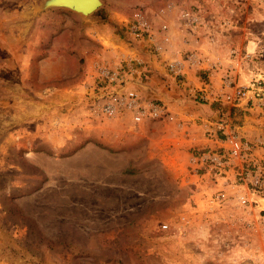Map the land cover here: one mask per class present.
<instances>
[{"label": "rangeland", "instance_id": "rangeland-1", "mask_svg": "<svg viewBox=\"0 0 264 264\" xmlns=\"http://www.w3.org/2000/svg\"><path fill=\"white\" fill-rule=\"evenodd\" d=\"M46 1L0 0V264H264V228L202 207L173 125L88 100L124 22L180 31L193 0Z\"/></svg>", "mask_w": 264, "mask_h": 264}, {"label": "built area", "instance_id": "built-area-1", "mask_svg": "<svg viewBox=\"0 0 264 264\" xmlns=\"http://www.w3.org/2000/svg\"><path fill=\"white\" fill-rule=\"evenodd\" d=\"M202 13L201 7H191L181 13L178 22L180 26H191L200 22ZM170 27L163 23L155 28L142 14L121 25L133 46L141 45L144 52L160 62L177 83L184 84L186 71L183 63L167 53ZM181 59L198 62L192 52H185ZM154 73L150 59L125 52L95 60L88 74L91 79L88 100L92 109L108 119L126 116L135 125L163 119L168 113L166 104L145 93ZM203 80L209 83L207 78ZM227 84L233 86L230 82ZM232 88L222 94L213 93L215 101L241 107L264 121V76ZM228 116L222 115L206 124V136L214 144L191 149L187 176L194 194H201L197 199L208 213L237 209L249 223L264 228V128L259 140L250 139L241 134L237 122ZM168 226L163 224L164 228Z\"/></svg>", "mask_w": 264, "mask_h": 264}, {"label": "crops", "instance_id": "crops-1", "mask_svg": "<svg viewBox=\"0 0 264 264\" xmlns=\"http://www.w3.org/2000/svg\"><path fill=\"white\" fill-rule=\"evenodd\" d=\"M192 4V8L203 10L200 22L182 25L180 31L171 26V39L166 43L168 56L184 65V84L177 83L160 62L128 39L123 41L124 50L118 47L107 50L108 55L125 52L151 60L155 73L145 93L161 99L168 113L163 119L149 123L173 125L167 127L178 135L175 138L179 144L175 148L184 149L188 157L192 148L214 144L206 136V124L222 115L231 113L228 117L235 120L241 134L250 139L259 140L264 128V121L256 114L215 101L214 95L264 76V0H193ZM115 40L119 42L120 38ZM185 52H192L198 62L182 60ZM204 78L209 80L208 84ZM228 82L233 86H228Z\"/></svg>", "mask_w": 264, "mask_h": 264}, {"label": "water", "instance_id": "water-1", "mask_svg": "<svg viewBox=\"0 0 264 264\" xmlns=\"http://www.w3.org/2000/svg\"><path fill=\"white\" fill-rule=\"evenodd\" d=\"M81 0H47L46 4H60L68 6L74 10L81 11L82 13L94 11L98 5L102 3L101 0H93L89 5L82 6ZM91 10V11H90Z\"/></svg>", "mask_w": 264, "mask_h": 264}, {"label": "bare ground", "instance_id": "bare-ground-1", "mask_svg": "<svg viewBox=\"0 0 264 264\" xmlns=\"http://www.w3.org/2000/svg\"><path fill=\"white\" fill-rule=\"evenodd\" d=\"M82 2V6L83 5H85V4H87V5H89L93 0H81ZM91 11V10H90ZM88 13H90L89 11L88 12H86V13H84V14H88Z\"/></svg>", "mask_w": 264, "mask_h": 264}]
</instances>
